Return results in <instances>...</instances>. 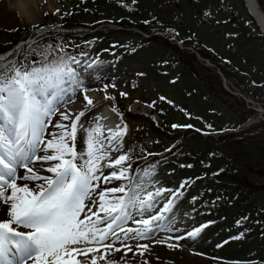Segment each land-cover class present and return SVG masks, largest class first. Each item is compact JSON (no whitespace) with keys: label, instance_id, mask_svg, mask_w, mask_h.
I'll return each mask as SVG.
<instances>
[{"label":"rangeland","instance_id":"1","mask_svg":"<svg viewBox=\"0 0 264 264\" xmlns=\"http://www.w3.org/2000/svg\"><path fill=\"white\" fill-rule=\"evenodd\" d=\"M47 1L40 2V21L34 28L15 23L7 27L0 25V49L10 43L11 33L28 31L32 34L23 45L4 53L5 59L0 63L14 60L17 66L30 68L40 66L52 55L75 56L81 61L80 65H73L79 79L87 77L103 82V88L107 85L105 90L118 102L117 129H123L125 135L119 140L121 153H113V156L129 148L131 165L135 158L143 163L157 161L155 165L160 166V171L154 180L158 182L148 191L165 187L180 193L175 200L170 231H159L149 238H133L135 233H131L127 240H124L125 233L120 232V240L110 237L104 242L115 241L114 248L108 250L105 259L96 257L97 264L108 261L114 264L116 261L119 264H264V250L249 247L245 235L234 226L224 201H213L208 191L199 188L204 183L201 170L210 167L213 155L203 158L205 165H173L175 158L188 156L192 148L204 143H210L212 150L222 149L219 140L216 141L219 129L226 128L222 134L237 133L248 122L263 121L260 114L250 112L252 109L244 99L243 107L229 98L231 102L223 103L216 97L227 86L230 92L241 93L264 106V36L244 0H54L53 12L46 9ZM69 14L80 16L84 26L73 31L60 28ZM123 20L129 21L127 27L115 25ZM136 23L152 27L155 32L147 35L134 26ZM97 25L96 30H91V26ZM163 32L172 35L170 45L151 40ZM179 37L180 40H199L201 46L205 44L216 54L224 72L216 66H208L201 58L188 67L178 61L173 45H182ZM32 56L39 62L32 64ZM187 59L192 61L190 57ZM136 101L138 110L131 111L128 106ZM151 115L156 117L160 127L167 121L170 129L163 133L153 131ZM102 116L101 110H97L81 117V123L85 129L97 126L103 129ZM245 119L247 123L238 126ZM173 125L183 128L190 125L202 136L199 143L171 134V129H176ZM210 129L214 131L207 132ZM103 133L107 135L104 130ZM77 134L80 152L82 134L79 131ZM116 143L113 141L114 146ZM219 157L226 160L227 155L220 153ZM138 172L142 174L135 170L132 175ZM146 182L151 184V181ZM182 182H186L183 188L180 187ZM170 198L171 193L158 197L157 210ZM203 225L207 227H203L195 239L188 237V232ZM138 227L143 226L131 221L124 225L125 229ZM180 236L185 238L177 239ZM126 243H131L132 251L124 247ZM144 244L148 245L147 249L142 247ZM98 248L99 252L82 264H90L91 257H101L106 251ZM115 248L122 251L115 252Z\"/></svg>","mask_w":264,"mask_h":264},{"label":"snow or ice","instance_id":"2","mask_svg":"<svg viewBox=\"0 0 264 264\" xmlns=\"http://www.w3.org/2000/svg\"><path fill=\"white\" fill-rule=\"evenodd\" d=\"M80 64L70 54L46 57L38 67L17 66L14 60L0 63V264H82L75 254L89 259L90 253L99 252V248L86 247L85 251L69 247L82 243L103 246L106 251L100 259H105L115 244L104 243L110 237L120 240L119 233L124 232V240L131 233H135L133 238H149L159 231H170L174 223L179 190L158 187L148 191L158 182L153 179L154 170L132 175L135 170L128 163V152L113 156L121 153L119 140L125 131L104 136L101 127L85 129L81 123L87 106L93 105L86 94L88 89H83L85 110H61L73 103V96L82 89L79 72L73 66ZM54 117L58 122L52 124ZM50 124L59 131H49ZM78 131L82 134L80 152L76 151ZM113 141H117L115 146ZM37 162L39 167H34ZM21 168L23 175L18 174ZM105 169L110 171L105 173ZM18 180L25 183L18 184ZM114 180L121 183L101 187ZM165 193H171V198L157 210V198ZM130 221L143 227L125 229ZM203 227L207 225L188 232V237L195 239ZM124 247L132 251L131 246ZM142 247L147 249L148 245ZM121 251L115 248V252ZM90 264H97V258L91 257Z\"/></svg>","mask_w":264,"mask_h":264},{"label":"trees","instance_id":"3","mask_svg":"<svg viewBox=\"0 0 264 264\" xmlns=\"http://www.w3.org/2000/svg\"><path fill=\"white\" fill-rule=\"evenodd\" d=\"M258 2L264 10V0H258ZM66 23L71 25L69 20H66ZM142 28L147 30L145 26ZM12 37V45L26 38L25 35L18 34H14ZM164 41L168 43L167 39ZM194 47L205 57L210 56L206 54L198 40ZM178 54L185 55L183 52H178ZM179 61L183 62L186 59L181 57ZM261 128L263 133L259 136L249 132V138L236 141L235 144L232 142V147L235 145L230 150L232 162L226 161L221 164V161H218L215 167L202 171L206 184L204 189L209 191L211 198L217 199L218 196L226 197L231 194V200L229 202L225 200V207H229L231 212L233 211L234 217L244 223L248 240L257 247H264V197L259 198L260 194H264V126ZM186 133L189 134L188 131ZM208 147L210 146L207 145V147L198 150L201 153H207L210 151Z\"/></svg>","mask_w":264,"mask_h":264},{"label":"bare ground","instance_id":"4","mask_svg":"<svg viewBox=\"0 0 264 264\" xmlns=\"http://www.w3.org/2000/svg\"><path fill=\"white\" fill-rule=\"evenodd\" d=\"M41 1H47V0H0V25L2 27H7V25H10L11 23H15L17 25H22L30 28H34L38 25L40 21L39 12H40V2ZM245 3L248 5L250 11L253 14L254 19L259 24L260 29L264 32V12L260 8H256V5L254 3V0H244ZM54 0H48L46 3V6L49 11L53 12L55 11V7H53ZM39 10V12H38ZM82 81V88L88 89L87 96L93 100L92 106H87V110L85 112H90L92 110H102L103 115L106 117V125L108 127H113L117 125V122L119 120L118 114V103L115 98H113L110 94V91L105 90L103 88V82L101 81H93L90 78L84 77L81 79ZM106 97H112L113 99H107ZM138 102H135L132 105H129V109L131 111H137L138 110ZM86 106V105H85ZM85 106L82 109L73 108L72 106L68 107L66 106L65 109L71 110L73 113H78L79 111L85 110ZM115 109V111H113ZM65 124L69 123V121H63ZM52 124H55L54 121L51 122ZM48 130L51 132H58L59 129H56L50 125H48ZM77 140V137H76ZM79 150V148L76 147V151ZM34 167H39V162H37ZM110 171V169H105V173ZM18 174L23 175L25 174L24 169H19ZM47 174V173H45ZM116 181L112 184L102 185L101 187H112L116 185ZM18 184H23V181H17ZM32 183V182H31ZM29 183V184H31ZM112 185V186H108ZM6 207V206H5ZM87 211V209H85ZM93 211H96V209H93ZM83 215V214H82ZM81 215V219L84 218V216ZM100 215H103L101 213ZM15 227V225H14ZM102 228V227H101ZM22 231H28L27 229H20ZM107 244V243H106ZM131 243H126L124 245H130ZM70 248L76 247V248H82L86 251V247H93L98 248L102 247L100 245L93 244L92 246L88 245L85 246L83 243L79 245H70ZM96 253V252H95ZM95 253H90L89 257L91 255H94ZM98 259L99 256H95ZM75 259L83 261H89V259H85V257L81 254H75ZM28 264H33L32 261H29Z\"/></svg>","mask_w":264,"mask_h":264},{"label":"water","instance_id":"5","mask_svg":"<svg viewBox=\"0 0 264 264\" xmlns=\"http://www.w3.org/2000/svg\"><path fill=\"white\" fill-rule=\"evenodd\" d=\"M255 4H256V1H255ZM257 5V4H256Z\"/></svg>","mask_w":264,"mask_h":264}]
</instances>
